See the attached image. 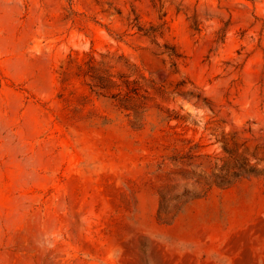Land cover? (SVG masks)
Listing matches in <instances>:
<instances>
[{
  "label": "rangeland",
  "instance_id": "rangeland-1",
  "mask_svg": "<svg viewBox=\"0 0 264 264\" xmlns=\"http://www.w3.org/2000/svg\"><path fill=\"white\" fill-rule=\"evenodd\" d=\"M0 264H264V0H0Z\"/></svg>",
  "mask_w": 264,
  "mask_h": 264
}]
</instances>
